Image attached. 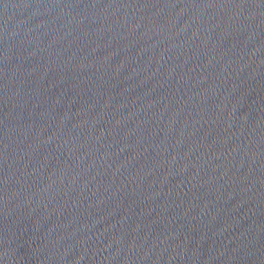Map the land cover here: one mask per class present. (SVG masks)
Here are the masks:
<instances>
[{
  "label": "water",
  "instance_id": "water-1",
  "mask_svg": "<svg viewBox=\"0 0 264 264\" xmlns=\"http://www.w3.org/2000/svg\"><path fill=\"white\" fill-rule=\"evenodd\" d=\"M0 264H264V0H0Z\"/></svg>",
  "mask_w": 264,
  "mask_h": 264
}]
</instances>
